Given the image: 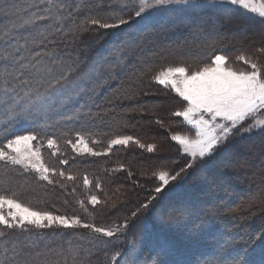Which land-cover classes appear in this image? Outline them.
Listing matches in <instances>:
<instances>
[{"label":"snow or ice","instance_id":"obj_1","mask_svg":"<svg viewBox=\"0 0 264 264\" xmlns=\"http://www.w3.org/2000/svg\"><path fill=\"white\" fill-rule=\"evenodd\" d=\"M237 7L244 10V14H253L247 18H259L264 23V0H24L23 5L15 0H0V14L17 18L15 22L10 21V28L2 30L3 37L0 38V131L5 135L0 142V177L3 179L0 187V243L4 245L5 254L11 253V258L5 255L0 264H94L91 259L93 250L103 253V264H119L124 257L136 254L138 246L143 244L144 235L151 232V226L142 225L140 233L128 242L130 247L126 250L117 248L110 252V244L114 241L104 237L122 240L131 218L148 212L170 183L181 178L199 161L212 156L233 136L255 134L264 140V61L261 59L264 45L254 49L250 55L241 52L233 57L223 51L211 55L215 42L201 38L209 20L214 28L227 23ZM160 12L166 13L171 23L179 21L190 26L194 33V46L208 55L181 59L176 64H167L156 70L145 63L141 69L128 74L132 84L117 90L108 102L132 100L138 94L148 95L150 93L144 89L152 82L175 93L184 106L169 115L183 118L194 134L175 132L170 133L169 138L177 143L182 154L190 157V162L179 170L161 165L152 171L151 176L159 181V186L151 189L154 195L139 203L130 218L114 220L110 225H98L95 210L89 211L83 200L78 203L90 218L89 222L78 214L58 215L54 211L37 208L24 198L23 185L9 187L17 175L22 178L34 175L37 181L58 185L66 192L67 182L77 179L76 174L63 167L69 163L68 159H59V166L46 160L42 152L45 145L53 157L63 154L61 141L78 155L108 156L114 147L130 144L149 153L163 150L162 141L143 143L139 137L113 134L102 150L97 151L90 146V133L73 129L61 131L58 137L47 133L49 128H59L61 122L102 121L101 113H94L87 100L80 107L72 108L70 114L67 105L76 98L88 96L90 99L89 93L95 91V88H89L90 83L102 87L116 76V70L123 71L128 63L126 52L137 44L138 34L148 28L151 16ZM18 29L28 33L26 37H20L24 40L25 49L32 44L41 50H29L28 57L20 55L21 47L14 39ZM96 29L129 31L127 39L116 47L119 56L111 61L104 58L94 61L87 70L76 75L79 56L68 54L65 58L56 48L45 47V42L56 45V37H59L64 48H71L85 33ZM204 59L208 62H203ZM235 62H243L246 67L237 68ZM145 77L148 78L147 83ZM42 120L44 124L40 123ZM21 121L29 122L31 127L24 129L22 134H11ZM155 123L165 127L163 119L157 118ZM10 134L11 138H7ZM34 141L38 143L34 144ZM112 171H126L129 179L136 175L123 163ZM83 183L86 187L93 185L87 175H84ZM132 186L133 189L144 187L139 179L132 180ZM94 187L102 189L99 178H96ZM75 192L76 188H71V193ZM123 195L127 197L128 190H124ZM88 201L94 209L96 205H102L109 211H119L121 203L119 197L101 200L96 194L90 195ZM254 202L255 199L249 205ZM175 218L173 214L168 216L170 221ZM60 228H83L90 232L87 236L76 234V243L68 239L67 247L41 246L43 236L38 230ZM17 232L20 235H15ZM224 243L227 245L229 242ZM170 251L167 240L159 243L158 254ZM154 264L165 262L155 261ZM175 264L181 262L176 261ZM231 264H264V248L258 256H250L245 250L234 257Z\"/></svg>","mask_w":264,"mask_h":264},{"label":"trees","instance_id":"obj_2","mask_svg":"<svg viewBox=\"0 0 264 264\" xmlns=\"http://www.w3.org/2000/svg\"><path fill=\"white\" fill-rule=\"evenodd\" d=\"M20 2L21 0H15V2ZM234 15V16H233ZM0 32H2L3 29L11 27V22H15L16 20L12 19L13 17H4V15H0ZM8 23L6 24V22ZM186 24V23H184ZM187 25V24H186ZM171 26V25H170ZM183 27V26H181ZM236 27H244V33H238L237 35H229V31L231 28ZM169 30V29H168ZM212 21L209 20L208 23L204 26V34L201 37L202 39H207L208 41H214L215 42V49L210 52L211 55L219 54L220 51H223L225 54H228L230 56H236L239 55L241 52H244L246 55H250L252 51L262 45H264V23L260 21V19H246L243 18L242 14L233 11L230 15V19L227 23H223L219 26V29L216 30V32L212 33ZM110 30H99V33L96 35L91 36V41L88 43V46L95 45V43L98 42V46L95 49L94 55H96V58L99 60L105 57H108L110 55V52L106 51L104 49L105 43H108L109 40H111L112 36L109 35L108 38V32ZM162 28L157 26H151L147 28L146 30L142 31L140 33V41L141 47L145 49H149L150 46H158L159 48L152 52L150 55H148L141 63L142 65L137 66V70L141 69L145 63L151 64L153 69L156 70L157 68H160L161 66L167 65V64H176L181 59H189L190 57H206L208 53L205 54H197L196 52L192 53L190 56H186L183 53L187 51L188 45L194 44L193 42V29L187 25V27L180 28L177 30L173 37L171 38L172 42L177 46H182L185 48L183 52L179 53H169L170 47L165 49L162 45L164 38V34H166ZM26 32V31H25ZM116 32V31H114ZM17 35L14 36V39L18 41V46L21 47L20 55H24L28 57L29 50L31 51H38L37 47L34 45H28V49H25L22 45L24 44V40L20 37L23 36L22 32L20 33L19 29L17 30ZM118 33V31H117ZM120 33V31H119ZM89 35H86V38H82L85 41H89ZM111 35H114L112 33ZM101 37L100 39H95V37ZM3 35L0 34V38H2ZM80 38V39H81ZM114 39L115 43L119 42L120 40ZM191 41V43L189 42ZM101 42V44H100ZM103 42V43H102ZM149 42V43H148ZM199 41H196L198 43ZM22 44V45H21ZM0 47H2V39H0ZM34 48V49H33ZM59 51L61 48L60 45L56 46ZM169 49V50H168ZM26 51V52H25ZM138 51V50H136ZM63 52V51H62ZM24 53V54H23ZM26 54V55H25ZM133 54V53H131ZM93 55V56H94ZM141 54L139 52L134 53V59L137 57H141ZM262 61H264V56L261 57ZM203 62H208L207 59H204ZM135 63V62H134ZM136 65V63H135ZM155 66V67H154ZM128 72H132V67H128ZM135 71V70H134ZM129 73V74H130ZM126 79L122 82L123 88H127L129 85L132 84V81L128 78V75L125 76ZM148 78L145 77V81L147 83ZM117 83V82H116ZM115 83V84H116ZM121 89V86H118L115 90L112 89V87H108L107 89H103L101 93L98 94V97L93 98V103L90 104L92 106V111L94 113L99 112L101 113L102 117L105 115V107L110 106V112H112V115L117 116V119H114L117 124H120L118 121L119 118H122L121 116L125 113L128 106H133L135 109H142L145 113L147 112V115L145 113L137 111H133L132 114H130L129 119H127L128 123H131L133 127L139 131L141 134L149 133L154 130L155 127H159L155 123V120L157 118L164 119L165 115L164 113L170 112V110H175L177 108H181L184 106V102L181 98H179L175 93L171 92L170 90H165L161 85L156 84L155 82H152L148 84V86L145 88L148 90V92L151 94L149 98H143V94H138L134 99L127 100V105L124 102L123 99L117 100L114 103H109V105H103V102L101 98L107 97L109 100L113 98V93H116L117 90ZM154 93V94H153ZM149 94V95H150ZM139 97V98H138ZM90 98V99H91ZM100 98V100H99ZM162 98V99H161ZM84 100L89 101L88 96H85L84 99H78V105H81ZM169 102L170 106H168L164 101L163 105H167L169 111H164L162 109V106L159 107H151L148 108V103L150 101L156 103H160V101ZM123 104V105H122ZM157 104V105H158ZM77 105V106H78ZM73 108H77L74 104H72ZM165 107V106H164ZM107 108V109H108ZM68 113L70 114L71 109H67ZM104 110V111H103ZM2 111V110H0ZM84 111H87V109H84ZM149 113V115H148ZM140 114V116L137 117V115ZM110 116V113L107 114ZM169 118V123H172L170 119H175V122H180L181 124V118L179 117H172L167 114ZM107 116V117H108ZM120 116V117H119ZM55 119H57L55 117ZM104 119V117H103ZM100 122V125H93L88 126L87 120L78 121V122H66L68 125L67 127L59 126V128H49L47 130V133H52L51 135L59 136L61 131L67 132L69 129L73 130H81L86 133H90L93 137H96L97 139L101 140V144H105L106 141L113 135L119 133L118 129H114L112 132L109 131V128L104 122V124ZM112 120V119H111ZM125 120V119H122ZM121 120V121H122ZM168 120V119H167ZM178 120V122L176 121ZM100 121L99 119L95 120ZM52 121H48V123H51ZM91 121H89L90 123ZM41 124H44L45 121H40ZM113 124V121H112ZM114 125V127L117 126ZM179 124V125H180ZM121 126V125H119ZM31 127V124L26 121H21L20 123L16 124L15 127L12 130L11 134H22L23 130L26 128ZM174 127V126H172ZM170 127V130L172 129ZM182 128L184 126H181ZM187 127V126H186ZM176 129H179V127L176 126ZM147 131V132H146ZM169 131V128H168ZM159 131L158 133H160ZM11 134L7 138H11ZM163 133H161L162 138L159 140L157 138V141H154V138L151 139V143L153 142H163V150L157 151L156 153H148L146 150H138L137 147L133 145H129L127 147H115L113 149V152L108 156H98L97 158L93 157L91 162H85L81 161V163H78L76 165V170H79L81 172L87 173L88 175H92L93 177L99 178L102 182V189H100V192H97L96 195L101 199H105L107 197H112L113 199H116L119 197L121 203L119 204V211L112 210L109 211L108 209L104 208L102 205H96L95 209L93 206L87 201L85 196H88L87 193H85L84 190H87L90 192L92 189V186H94L95 183L90 188H87L84 186L81 181H68V191L61 189L58 185H51L52 190L44 192H38L35 193H29L30 200L39 201L41 204L40 206H44L47 204L52 210L54 211H62L65 213H69L70 215L78 214L81 216V219L85 222H89L90 218L84 213L83 206H81L78 201L83 200L84 206H87L89 211L96 212V223L98 225H109V223H112L114 220H122L125 217L131 216V212L134 211L138 206L139 203L143 202L148 196L154 195L153 192H151V189L157 187V180L155 177L151 176V172L157 169L161 165H168L176 170H179V168L182 167L185 161L184 154L179 151V148H176L174 144H172L167 138V135L163 136ZM5 139V135L2 131H0V142H2ZM143 141V139H141ZM241 143H244L245 146L251 145L246 150V155H242L243 157H237L238 159H235L234 162L227 164L228 160L233 155H239L238 153V147ZM240 142H230L227 143L225 148L223 150L216 153L213 158L207 163H204V165L199 166L197 168H202L199 170V173H202L204 177H206L205 184L209 183V178L211 177V173L213 170L219 172V177H229V176H237L238 180L235 179L232 183V186H234L236 189L239 190V192L236 195H231L230 191L228 189L222 188V187H215L211 192H209V199L213 201L221 198L225 199V205L221 206L219 209L214 210H207L200 207L201 201L207 200L204 198L202 194V189L204 187V182L199 179L200 182H196L195 186L188 185L189 187H184L181 193H183V200L182 204L179 206H186L188 209V212L183 215L177 213L179 212V209H173L174 206H169L168 208L162 209L163 207H160L162 210L158 212L161 216L160 221H164V223L167 222L169 214L175 215V219L179 223H183L180 228L179 234L185 233L188 231H191L192 234L189 236L190 238L187 239L185 235H181L183 239H185V243L187 246H191L193 244L198 245V248L202 249H210L212 250V253L207 256V261L205 260L204 264H208L216 260L218 257H220V253H225V249L227 247H230L232 250V255L230 256H224L228 262L227 264H231V260L236 257L238 254H241L245 250L249 253L250 256H258L260 250L264 248V203H261V201H264V163L259 162L254 165H249L246 167H240V163L245 161V159L250 157H262L263 149H264V140L259 135H252L246 138L245 140ZM243 144V146H244ZM253 144V145H252ZM100 148H97V150ZM102 149V148H101ZM66 153L63 152V155ZM240 156V155H239ZM250 156V157H249ZM180 160V166L176 165V159ZM175 161V162H174ZM256 161V160H254ZM227 162V163H226ZM86 163V164H85ZM123 163L128 165L131 170L136 174L131 179L128 178V174L126 171H112L113 168H115L118 164ZM70 164V163H68ZM74 165V163L72 164ZM79 165V166H78ZM179 166V167H177ZM205 166V169H203ZM100 168H103L102 171ZM65 169V168H64ZM111 170V172H108V170ZM203 170V172H202ZM201 174V175H202ZM28 177L27 183H30V187H33L34 184V178L32 175L26 176V177H20L17 175L16 181L12 182L9 187H12V184L17 187V182H23L25 178ZM2 179V177H0ZM193 178V177H191ZM139 179L140 184L144 187H139L133 189L132 186V180ZM204 180V181H205ZM43 184L44 181H41ZM3 183V179H2ZM25 184V183H24ZM203 184V185H202ZM262 184V185H261ZM3 184L0 183V187H2ZM37 185V184H36ZM19 186V185H18ZM45 186V185H44ZM83 186V187H82ZM206 186V185H205ZM250 187V189H247V187ZM256 186H259L258 191L255 190ZM36 187V186H34ZM46 187V186H45ZM75 187L76 192L74 194L71 193V188ZM119 189V191H118ZM124 190H128V195L125 197L123 195ZM257 192V193H255ZM177 193H174L177 195ZM161 194L159 195L158 199ZM157 199V201H158ZM255 199L256 202L251 203L249 205V202ZM239 201V202H238ZM156 202V201H155ZM154 202V203H155ZM234 205V208L232 210L226 209L230 208ZM176 207L178 206L175 205ZM165 208V207H164ZM184 208V207H183ZM155 207H151L150 210L138 217L131 218V221L135 219L134 222L131 223V227H129V230H127L126 235H129L131 233V230H133V224L139 221H148L151 226H156V223L159 221L158 219H155L154 210ZM170 209V210H169ZM173 209V210H172ZM154 211V212H153ZM256 214L259 216L261 215V221H256L257 217ZM239 216L238 220H232V218ZM245 217V218H244ZM174 219V220H175ZM175 220V222H176ZM188 220V222H187ZM192 221L193 225L189 226V222ZM256 221V222H255ZM253 228L251 232L244 233L242 232V227L247 223H253ZM135 225V224H134ZM165 225V224H164ZM181 225V224H180ZM186 228H188L187 231ZM42 233V240L40 241L41 246L44 244H48L51 248H57L58 246L67 247L66 241L68 239H72L76 236V234H81L79 229H74L73 231L66 232L64 235L61 231H56L55 233H58V235H53L52 232L49 231V229L44 230H38ZM166 232V229L164 230ZM164 232V233H165ZM201 233H204L205 236L202 237ZM15 235H20L19 232H17ZM63 235V236H61ZM185 237V238H184ZM42 241H45L42 243ZM225 241H228L229 243L225 245ZM183 241L181 238L177 239H170V254H164L159 253V246L158 245H151L148 243H143L142 245H139L140 251H138L137 254L132 255L133 257L129 256V263L133 264V262L136 261V259H139L142 256L146 257H154L155 261H164L165 264H175V260L177 259V255H175V251L173 247L171 246H177L178 243H182ZM176 244V245H175ZM1 247H4L2 243H0ZM118 246H121V250L125 248V244L118 243L115 247L118 248ZM194 246V245H193ZM229 248V249H230ZM182 249V248H181ZM114 250V248H113ZM203 250V249H202ZM209 250V251H210ZM224 250V251H223ZM102 260L104 258L102 255L100 256ZM179 258V257H178ZM134 259V260H133ZM133 260V261H132ZM189 260L191 261L188 264H196V255H190ZM3 259H0V262H2ZM202 264L201 260H198L197 264Z\"/></svg>","mask_w":264,"mask_h":264},{"label":"rangeland","instance_id":"obj_3","mask_svg":"<svg viewBox=\"0 0 264 264\" xmlns=\"http://www.w3.org/2000/svg\"><path fill=\"white\" fill-rule=\"evenodd\" d=\"M77 2H81V0H77ZM16 3H18L20 5H23L24 4V0H21L20 2H17L16 1ZM235 11L241 13L242 16H243V18H246V19H249V18H247L248 16H253V14H250V13L249 14H244V10H242V9H240L238 7L235 9ZM0 15H2V14H0ZM4 17H6V16H4ZM12 19L17 20V18L15 16H13ZM150 19H151L152 22L149 24L148 28L151 27V26H157V28L160 27L164 31H166L165 32L166 34H164V38L165 39L163 40V43H162V45L164 47H162V48L167 49V48L170 47V52L169 53H172V52L173 53H179L180 51L183 52V50L185 48H183L180 45L177 46V47H175L176 44H174L172 42L171 38L173 37L174 33L177 30H179L180 28L187 27V25L184 24V23H180L179 21H177L176 23L169 22L168 15L166 13H164V12L155 13V14H153L151 16ZM252 19H257V18L254 17ZM7 23H8V21L6 22V24ZM181 26H183V27H181ZM8 28H10V27H8ZM212 29H213L212 30V33H214V32H216V30L219 29V26H217L215 28L212 26ZM99 30H103V29H96L95 31H90L88 33H85L82 38H86V35L91 33V35L88 36L90 38L91 36L98 34L99 33ZM19 31H20V33L22 32V35L25 36V37L28 34L27 31L25 32V30H20L19 29ZM114 31L115 30H110L108 32V38H109V35L112 36V38H111V40H109L108 43H105V45H104V49H106V51H108V53L110 52V55L108 57H105L104 59H107L109 61H111L114 57H117V56L120 55V53L116 51V47L120 44V42L122 40L127 39L126 33L129 30L124 29V30H121L120 33H119V31H118V33H117V31L116 32H114ZM112 33H114V35H111ZM140 33L138 34V37H137V44L136 45H133L126 52V59L128 60V63H127V66L124 67L123 71L116 70V76L114 78L110 79V80H107V82L104 83L102 87H95V84L94 83H90L89 84V88H95V91L94 92H90L89 93L93 98L98 97V94L101 93L103 89H107L108 87H112L113 90H115L116 88H118V86H121V88H123V86H122L123 83L122 82L126 79L125 76L130 73V72H128L129 71L128 70V67L129 68L132 67V72L134 70L136 71L138 69L137 66L142 65L141 64V63H143L142 61L148 55H150L152 52H154L155 50H157L159 48L158 46H150L149 49H145V48H143V46L141 47L140 44H141L142 41H140V39H141L140 36H139ZM238 33H240V34L241 33H244V27L243 28L242 27H239L237 29H236V27H233L229 31V35L230 34L231 35H237ZM0 34L3 35V31L0 32ZM116 37L120 41L115 43L114 39H116ZM82 38L79 39L78 42H76L75 44H73L71 48H64V44H63V42H60V38L59 37H56V39L58 41V43L56 45H50V44H48V42H45V47L46 48H56V46L60 45L61 46L60 49H63V52H59V54L62 55V56H64L65 58H67V55L68 54H71L73 56H79L80 57V62H79L78 72L77 73H74V75H76L79 72H83V71L87 70L88 67H89V65L92 64L94 61H98L99 60L98 58H96V55H94L95 49L97 47L99 48V46H100V45L98 46V42L95 43V45L88 46V43H90V41H91L92 38H90L89 41H85V42H82V41H84ZM50 39H51V37H50ZM189 42L191 43V41H189ZM100 44H101V42H100ZM29 45H31V44H29ZM37 50L40 51L41 50L40 47H37ZM136 50H138V51H136ZM135 52H139V54H141L140 55L141 57H139V58L137 57L136 59H134L135 57L133 55H134ZM194 52H196L197 54L199 53L200 55L201 54H205L199 48L195 47L194 44H191L190 46L188 45L187 51L184 52L183 54L186 55V56H190ZM131 53H133V54H131ZM134 62L136 63V65H135ZM234 66L237 67V68H245L246 67V65H244L243 62H235ZM157 69H159V68H157ZM144 90L146 92H148L147 89H144ZM149 96H151V94L150 95L149 94L148 95H143V98L146 99V98H149ZM78 99L79 98H76L71 103H69L67 105V109H72L73 108L72 107V104H74L77 108L80 107V105L77 104L78 103ZM99 100H100V98H99ZM101 100L103 102V105H105V106L106 105H109V102H108L109 99L107 97H104V98L102 97ZM93 101H94V99H92V98L89 99L88 104L89 105L92 104ZM83 103H84V101H83ZM123 103H125L127 105V100H124ZM162 103L163 102H161V101H160L159 104L156 103V101H155V103L152 102V101H150L148 103V105H149L148 108H151V107L153 108L155 105L158 104L159 106H162V109L164 111H169L170 109H168L167 105H164L165 106L164 107ZM168 106H170V103H169ZM107 108L108 107H105V109H104L106 113L103 116L104 119H103V122L102 123L104 124V122H106L105 124L108 127H110L109 128V131L110 132H112L114 129H118L119 133H117V134H119V135H131V136L139 137L140 139H143V141H142L143 143H151V139H153V138H154V141L155 140L157 141V138L158 139L159 138L161 139L162 138L161 133H163L162 134L163 136L167 135V138L170 137V133H175V132H181V133L190 134V135L191 134H194V132L191 129V127L188 126L183 121V118H181V117H180L181 118V124H180V122H178V120H176L178 122V123H176L175 122V119H170L172 123L168 124L169 123V118H168V115L167 114L170 113V112L175 111L176 109L175 110H170V112L164 113L165 115H163V116H165V118L163 120L165 121V127H163V128H161L160 126L159 127H155L152 132H149L148 133L146 131L147 133L141 134V133H139V131H137V129L135 127H133V125L131 123H128V121H127V119H129L130 114H132V112H133V111H129L128 109L129 108H133V106H128V108L126 109V111L123 112L125 114H123L121 116L122 118H119V120H118L120 122L119 125H121L119 127L118 126L114 127V125L117 124L114 119H117L118 117L117 116L115 117V115H112V112H110L111 111L110 110V106H109L108 109ZM137 110L139 112L145 113L144 111L140 110L139 108ZM137 110H135V111H137ZM108 113H110V116L107 115ZM145 115H147V112L145 113ZM148 115H149V113H148ZM138 116H140V114L137 115V117ZM172 117L174 118L175 116H171V118ZM56 118L59 119V117H56ZM122 119H125V120H122ZM112 121H113V124H112ZM100 122H101V120L100 121H96V124H95V122L93 123L91 121L89 123V121H88L87 122L88 123L87 125L88 126L100 125ZM67 125L68 124L66 122H61V124H60V126H62V128L63 127H67ZM172 126H174V127H172ZM176 126L179 127V129H176ZM181 126H184V127L182 128ZM170 127H172V129L170 131H168V128H170ZM159 131H161V132L158 133ZM52 133H49V135H51ZM248 137H249L248 135H245L243 137H241L239 135H236V136H233L227 143L234 142L235 140H236V142H240L241 143V141L245 140ZM169 140H170V138H169ZM93 141H98L99 143H93ZM170 142L172 144H174L176 148H179V146L177 145L176 142L171 141V140H170ZM33 143L36 144L38 142L37 141H34ZM101 143L102 142H101L100 139H97L96 137H93L92 136V140H90V146L95 147L96 150H97V148H100L97 151H101L102 150L101 148H103V146H104V144H101ZM243 144L244 143H241L240 146L237 149L240 156L239 155H236V154L233 155V156H231V158L228 160V163L226 162L227 164H230V163L234 162L235 159H238L239 157H243L242 155H246L244 153H246L247 148H249L251 145L245 146V144H244V146H243ZM130 145H133V146L137 147L138 150H144V149L139 148L135 144H130ZM226 145L227 144H225L224 146H222L212 156L206 157L203 160L199 161L196 165H194L193 168L189 169L187 171V173L183 174L181 176V178H179L175 182L170 183L164 189V191L161 193V196H160L161 198H159L158 201H156L154 203L155 210L154 209L153 210L155 212L154 211L153 212H154V215H155V219H158L159 220L156 223V226H151L149 224V222L146 221V220L140 221V222L139 221L137 222V220H136V222L134 223L135 225L133 224V228H132L133 230H131V233L129 235H125V237L122 238V240L121 239H117V238H107V237H104L103 239H105V240H110L111 239V240L114 241L112 244H110L109 251L111 252V251L116 250L117 248L115 246L118 245V243L120 244L122 242L125 244V248L123 250H126L128 247H130V244L128 242L130 240H132L134 236H136L137 234L140 233V229H141L142 225L148 224V225L151 226V232L144 235L143 243H148V244H151L153 246H155V245H158L159 246V243L160 242H162L164 240H167L169 242V245H170V239L171 240L172 239L175 240V239H177V238L180 237L183 242L181 244L178 243L177 246H171V247H173V249L175 251V255H177L179 257V258L177 257V259L175 260V262L176 261H180L181 264H188V263L191 262L189 260L190 255H193L194 254V255H196V262L195 263L197 264L198 263V260L200 259L201 262H202V264H204L205 260L207 261V256H209L212 253V250L205 249V248H202L203 249L202 250V249L198 248V245H196V244H193L194 246L193 245L187 246V244L185 243V239H183V237H181V235L183 233H181V235H178L179 234V231H180V228L183 227L182 226L183 223H180V222L178 223L176 219H175L176 222H175V220H171L170 221L168 219L167 222L164 223V221H160L161 216H160V214L158 212H160V210H162V209L167 210L166 208H168L169 206H174L173 209H175V208L176 209H179V212L177 211L178 215L179 214L185 215L188 212V209L186 208V206H179V205H181L183 203L182 200L184 199L183 198L184 197L183 196V193H181L182 191H180V190H183L184 187H186V186L189 187L188 185H190V186L192 185L194 187L195 186V183L197 181L200 182L199 179L202 180L204 182V184H205L206 177H204L202 173L198 174L199 173V170H201L202 168H197V167L204 165V163H207V161L210 162V160L213 158V156L216 153H218L219 151L223 150V148H225ZM60 147H61L62 153L64 152L66 154L65 155H63V154L62 155H59L58 154L57 157H53V156L50 155V150L47 149V147L45 145V147L42 148V152H43L46 160L49 163L53 164V165L59 166V164H58V160L59 159H68L70 164L63 165V167L65 168L66 171H71V172H73V174H76L77 175V179L76 180L77 181L78 180L81 181V185L83 183L84 175H87L88 178L90 180H92L93 183H95L96 177H93L92 175H88L87 173L85 174L84 172H81L79 170H76V168H77L76 165L78 163H81V161H85V162L87 161V162L90 163L91 160H92V158L95 157V156L78 155V154H76V153H74L72 151V149H71L70 146L64 145L62 143V141L60 143ZM116 147H127V146H116ZM179 151H180V148H179ZM262 153H263L262 157L261 156L260 157H257V155L255 157H250V156H249L250 158L247 157V159H245V161H243V162L240 163V167H246V166H248V164L249 165H254V164L259 163V162H261V163L263 162L264 163V149H263ZM184 156H185V161H184V164L182 165V167L185 164H187V163L190 162V157H188L186 154H184ZM246 156H248V155H246ZM97 157L98 156H96L95 158H97ZM254 160H256V161H254ZM175 161H176L175 164L180 166V160L178 159V157H177V159ZM73 163H74V165H72ZM179 166H177V167H179ZM100 169L102 171L103 168H100ZM203 169H205V166H204ZM215 170H213V172L211 173V177L209 178V183L208 184H205L206 186L204 185V187L201 188L202 189L201 190L202 191V194L201 195L204 198H206L207 200H205V201L203 200L200 203V207L201 208L207 209V210H214V211L216 209H219L221 206H224L225 205V199L226 198H221V199L219 198L217 200H214L213 199V201L210 200L209 199L210 197H208L209 196L208 194H209V192H211L213 190V188H215V187H217V188L218 187H222V188L228 189V191H230L231 195H236L239 192L238 189H236L234 186H232V183L235 182L234 180L235 179L238 180V178H237L236 175L235 176H229V177H219V172L218 171H215ZM108 172H111V170L109 169ZM202 172H203V170H202ZM32 176L34 178V175H32ZM191 177H193V178H191ZM27 180H28V177L25 178V180L23 182H21V181L20 182H17L18 185H23L24 186V193H23L24 194V198L26 200H28L31 204H33L34 206H36L37 208L45 209V210H48V211H54L47 204L44 205L46 207H43V205L41 207L40 206L41 203L39 201L30 200L31 198H29V195H28L29 193H32V192H34V194H35V193H38V192H44L45 190L51 191L52 190V186L49 185V184H47V182H45V181H44L45 184H43L41 181H37L34 178V180H35L34 183L36 182L34 184V186H36V187H34V186L33 187H30V183H27L26 182ZM156 180H157V178H156ZM0 183L3 184L1 178H0ZM18 185H17V187H19ZM157 186H159V181L158 180H157ZM90 187H87V188H90ZM258 187L259 186H256L255 187L256 188L255 190L258 191V189L260 188V187L259 188ZM11 188H16V186H14L12 184V187ZM92 189L93 190H91L90 192H88L87 190H84L85 193L88 194V196H85V198L87 199V201H88V197L90 195L96 194L97 192H100V189H96L94 186H92ZM247 189H250V187L248 186ZM177 191H179V193L177 195H175L174 193H177ZM255 193H257V192H255ZM177 204H178V206L176 207L175 205H177ZM160 207H163V208L161 209ZM233 208H234V205L231 206L230 208H226V209H228V211H229V210H232ZM54 212L56 214H58V215L59 214H65V215L71 216L69 213H65V212L58 211V210L57 211H54ZM255 217H257L256 218L257 219L256 221H258V222L261 221V218H260L261 215L258 216L256 214ZM238 218H239V216H236L235 218L233 217L232 220H238ZM135 219L130 222L129 227L132 226L131 223L134 222ZM187 222H188V220H187ZM110 224H112V223H109V225ZM191 225H193V222L192 221L189 222V226H191ZM242 225H244L242 227V232H244V233L247 234V233L251 232V230L253 228V225H254V222L253 223H247L246 225L245 224H242ZM77 229H79V231L81 232L80 235H84V236H87L89 234V232H90V230H88V229H83V228H77ZM165 229H166V232L164 231ZM73 230L74 229H62V228H60V229H49V231L52 232V234L55 233L56 231H61L63 233V235L66 232H70V231H73ZM128 230H129V228H128ZM187 230H188V228H186L185 231H187ZM191 234H192V232L191 231H188V232H186V234L184 233L183 235H185L187 237V239H188V238H190L189 236H191ZM63 235H61V236H63ZM201 236L204 237L205 234L204 233H201ZM72 240H73V243H76L75 237H73ZM44 242L45 241H42V243H44ZM9 247H10V245H9ZM3 248L4 247H1L0 246V259H3L4 260L5 255H7L9 258H11V253L9 252V253L5 254L4 251H3ZM113 248H114V250H113ZM118 248L121 249V246H118ZM229 248L230 247H227V249H225V253H223V252L220 253L219 254L220 257H218L216 260H214L213 262L208 263V264H227L228 261L225 258H227L228 256L232 255L231 254L232 253V250H231V248L230 249ZM138 249H139V246L137 248L136 254L138 253V251H140ZM93 251H94V254L92 255L91 259L94 262V264H103V261L104 260H102V258L100 257L102 255V257L104 258L103 253L102 252L96 253L95 250H93ZM168 254H170V252ZM224 256H227V257L224 258ZM130 257H133V256L131 255ZM125 261H127V264H130L129 263V256H126L123 259H121L120 262H119V264H125ZM133 264H154V257L151 256L149 258V257H146V256H142V258L140 257L139 259H136V261L133 262Z\"/></svg>","mask_w":264,"mask_h":264},{"label":"bare ground","instance_id":"obj_4","mask_svg":"<svg viewBox=\"0 0 264 264\" xmlns=\"http://www.w3.org/2000/svg\"><path fill=\"white\" fill-rule=\"evenodd\" d=\"M164 101V100H163ZM162 100H161V102H163ZM165 102V101H164ZM167 105H169V103H168V101L167 102H165ZM164 106V105H163Z\"/></svg>","mask_w":264,"mask_h":264}]
</instances>
